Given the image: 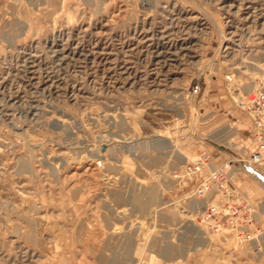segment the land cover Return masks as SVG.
<instances>
[{"label":"rangeland","instance_id":"obj_1","mask_svg":"<svg viewBox=\"0 0 264 264\" xmlns=\"http://www.w3.org/2000/svg\"><path fill=\"white\" fill-rule=\"evenodd\" d=\"M262 81L264 0H0V264H264ZM202 151L249 239L201 220Z\"/></svg>","mask_w":264,"mask_h":264},{"label":"built area","instance_id":"obj_2","mask_svg":"<svg viewBox=\"0 0 264 264\" xmlns=\"http://www.w3.org/2000/svg\"><path fill=\"white\" fill-rule=\"evenodd\" d=\"M242 109L251 121V140L254 148L250 150L248 162L258 165L264 160V81L251 94L247 95L242 103ZM212 156L202 151L197 159L185 165L186 175L193 174L199 177L195 192L198 195L218 193L222 195L221 203L211 204L201 214V220L207 222L213 231H232L239 241L249 239L254 229L253 207L250 203L231 200L232 185L227 175L229 162L222 165H213Z\"/></svg>","mask_w":264,"mask_h":264},{"label":"bare ground","instance_id":"obj_3","mask_svg":"<svg viewBox=\"0 0 264 264\" xmlns=\"http://www.w3.org/2000/svg\"><path fill=\"white\" fill-rule=\"evenodd\" d=\"M175 16V15H174ZM167 24V23H166ZM165 24V25H166ZM208 25V24H207ZM177 27V26H176ZM171 29V28H170ZM166 34V33H165ZM146 37V36H145ZM144 38V37H143ZM165 38H168V37H166V36H164V34L163 33H161L159 36H158V39H165ZM181 38V37H180ZM148 39H152V38H148ZM98 40V39H97ZM102 42V41H101ZM169 42H171V41H169ZM181 42V41H180ZM184 42V41H183ZM173 43V42H172ZM162 44V43H161ZM183 44V43H182ZM185 44V43H184ZM55 45V44H54ZM188 45V44H187ZM99 46V45H98ZM97 46V47H98ZM156 46V45H155ZM162 46H164V45H162ZM178 46V45H177ZM62 47V46H61ZM66 47V46H65ZM81 47V46H80ZM137 47V46H136ZM154 47V46H153ZM158 47H160V45L158 46ZM179 47V46H178ZM88 48V47H87ZM177 48V47H176ZM190 48V47H189ZM189 48H188V46H181V47H179V51L180 52H185V53H188L190 50H189ZM67 49V48H66ZM84 49V48H83ZM97 49V48H96ZM162 49V48H161ZM161 49L159 50V48H156V49H154L152 52H153V57H155V58H159L160 59V61L159 60H157V63H162L161 61H163L164 59V57L166 56H168L167 55V53H169V52H166V50L164 51H161ZM164 49V48H163ZM54 51V50H53ZM52 51V52H53ZM69 51V50H68ZM83 51V50H82ZM85 51V50H84ZM178 51V50H177ZM191 52V51H190ZM62 53V52H61ZM68 53V52H67ZM102 55H105L104 57H106L107 56V54L105 53V52H100ZM86 54V53H85ZM100 54V55H101ZM87 55H92V54H87ZM97 55V54H96ZM82 56V55H81ZM169 56H170V54H169ZM93 58H94V55H93ZM161 58L163 59V60H161ZM82 59V58H81ZM107 59V58H106ZM57 60H58V58H57ZM70 60V59H69ZM83 60V59H82ZM89 60V59H88ZM91 60V59H90ZM97 60H98V58H97ZM155 60V59H154ZM101 62H103V60L101 61ZM153 63H154V61H153ZM164 63V62H163ZM163 63H162V65H163ZM118 68V67H117ZM163 68V67H162ZM103 70V69H102ZM111 71V70H110ZM117 71V70H116ZM27 74V73H26ZM155 74V73H154ZM128 76V75H127ZM41 81H43V80H41Z\"/></svg>","mask_w":264,"mask_h":264},{"label":"crops","instance_id":"obj_4","mask_svg":"<svg viewBox=\"0 0 264 264\" xmlns=\"http://www.w3.org/2000/svg\"><path fill=\"white\" fill-rule=\"evenodd\" d=\"M252 145H253V147H252V149H253V148H254V146H255L253 142H252ZM263 161H264V160H263ZM263 161H261V162H263ZM261 162H260V163H261Z\"/></svg>","mask_w":264,"mask_h":264}]
</instances>
